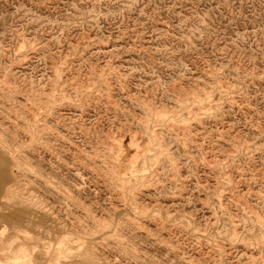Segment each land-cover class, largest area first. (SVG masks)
<instances>
[{
    "label": "rangeland",
    "instance_id": "rangeland-1",
    "mask_svg": "<svg viewBox=\"0 0 264 264\" xmlns=\"http://www.w3.org/2000/svg\"><path fill=\"white\" fill-rule=\"evenodd\" d=\"M0 264H264V0H0Z\"/></svg>",
    "mask_w": 264,
    "mask_h": 264
},
{
    "label": "bare ground",
    "instance_id": "bare-ground-1",
    "mask_svg": "<svg viewBox=\"0 0 264 264\" xmlns=\"http://www.w3.org/2000/svg\"><path fill=\"white\" fill-rule=\"evenodd\" d=\"M120 168V167H119Z\"/></svg>",
    "mask_w": 264,
    "mask_h": 264
}]
</instances>
